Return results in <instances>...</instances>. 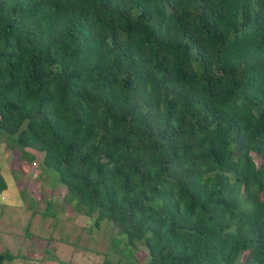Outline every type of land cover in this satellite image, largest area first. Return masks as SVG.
Listing matches in <instances>:
<instances>
[{
	"label": "trees",
	"instance_id": "1",
	"mask_svg": "<svg viewBox=\"0 0 264 264\" xmlns=\"http://www.w3.org/2000/svg\"><path fill=\"white\" fill-rule=\"evenodd\" d=\"M0 133L148 264H264V0H0Z\"/></svg>",
	"mask_w": 264,
	"mask_h": 264
},
{
	"label": "rangeland",
	"instance_id": "2",
	"mask_svg": "<svg viewBox=\"0 0 264 264\" xmlns=\"http://www.w3.org/2000/svg\"><path fill=\"white\" fill-rule=\"evenodd\" d=\"M14 148L0 133V168L6 181L0 193V251L18 260L4 264H123L132 255L148 264L145 247L124 248L126 237L96 213L76 211L65 197V185L43 152Z\"/></svg>",
	"mask_w": 264,
	"mask_h": 264
},
{
	"label": "crops",
	"instance_id": "3",
	"mask_svg": "<svg viewBox=\"0 0 264 264\" xmlns=\"http://www.w3.org/2000/svg\"><path fill=\"white\" fill-rule=\"evenodd\" d=\"M16 260H18V258H16Z\"/></svg>",
	"mask_w": 264,
	"mask_h": 264
}]
</instances>
